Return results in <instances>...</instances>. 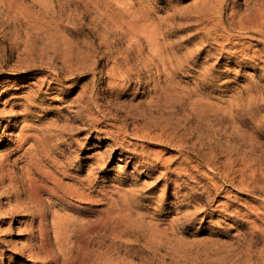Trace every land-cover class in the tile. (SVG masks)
<instances>
[{
  "label": "rangeland",
  "instance_id": "374dc122",
  "mask_svg": "<svg viewBox=\"0 0 264 264\" xmlns=\"http://www.w3.org/2000/svg\"><path fill=\"white\" fill-rule=\"evenodd\" d=\"M257 6L0 0V264H53L41 240L57 264H264V39L228 28ZM51 129L62 182L89 175L90 200L43 193L38 214L34 143L14 149Z\"/></svg>",
  "mask_w": 264,
  "mask_h": 264
},
{
  "label": "bare ground",
  "instance_id": "6f19581e",
  "mask_svg": "<svg viewBox=\"0 0 264 264\" xmlns=\"http://www.w3.org/2000/svg\"><path fill=\"white\" fill-rule=\"evenodd\" d=\"M262 4V3H261ZM258 7V6H257ZM45 6H44V10H45ZM42 9V8H41ZM48 9V8H47ZM46 9V10H47ZM133 16V15H132ZM221 16V15H220ZM222 17V16H221ZM133 18V17H131ZM140 18V17H139ZM44 19V18H43ZM135 19V18H134ZM130 20L128 22H126V25L128 26V30L131 32H137L139 31V29L142 27L140 25V21L138 20ZM136 19H138L136 17ZM40 20V19H39ZM144 20V19H143ZM41 21V20H40ZM48 22V21H47ZM228 28H230L231 30H235L238 33H252L253 35H257L256 38L257 40H261L264 39V7H258L257 9H254L250 14H248V16L244 19H239V20H234L232 19V21H230V23L228 24ZM127 31V30H126ZM252 35V36H253ZM227 51V50H226ZM227 53L229 54H235L232 53L231 51H227ZM255 58H257L258 60H260V57L258 55L254 56ZM239 60H244L247 61V66H255L257 67V63L255 62L254 58H248L246 57V55L244 53H242L240 55V59ZM28 107V106H27ZM27 110V109H26ZM55 128V127H54ZM40 129V128H39ZM62 129V128H61ZM60 129V130H61ZM66 129V128H65ZM56 130H46V132L44 134H42L43 136H38V135H30V134H26V135H19L18 139V144L17 149H14L16 151H20L23 149V145L25 142H27L29 139H31L34 143L33 146H35V148L37 149H33V146H30L29 149H25L24 153L28 154L29 156V160L30 163L26 164L24 168H21L23 171V175H26L27 180L24 182L23 186H24V191L26 192L27 195L25 196H29V201L34 205L36 212H38V214H40L42 212V210L44 208H42L41 203L42 201V194L43 193H47L49 196L55 198L57 201L60 202H67L70 203L71 201H74L75 203H88L90 200V195L89 193H84L83 191H81V188H84V185H89L90 184V176L87 175L85 178L83 179H78L76 182L79 184V186L76 185H72L73 183H71V185H67L64 184L62 181L63 179H65V177H63L64 175L61 174L63 173V168L64 165H62V163H59L58 161H56L55 159H50V152H52L54 149H47L49 147L46 146V142L48 139H58V135L55 134ZM62 132V131H61ZM21 133V132H20ZM35 133V132H34ZM41 134V133H40ZM17 143V142H16ZM31 144V143H30ZM27 146V145H26ZM29 147V146H28ZM12 150V149H11ZM23 151V150H22ZM5 153V152H4ZM1 157L2 162L5 161V159L9 156L7 155V153L4 154ZM58 153V152H57ZM19 154V153H18ZM59 155L63 156L61 152L58 153ZM11 155V154H10ZM1 156V155H0ZM52 157V156H51ZM55 158V157H54ZM27 161V160H26ZM51 162L49 165L52 168V171L47 170L49 172L46 171V175L47 178L46 179H39L35 178L31 175H33V172H38L39 170L42 171V168L45 167V162ZM61 162V161H60ZM48 163V162H47ZM2 163H0L1 165ZM48 165V164H47ZM46 165V167H48ZM68 165V164H67ZM22 166V165H21ZM66 166V165H65ZM67 168V166H66ZM44 169V168H43ZM63 170V171H62ZM36 172V173H37ZM41 173V172H40ZM42 173L44 174V172L42 171ZM67 173V172H66ZM42 174V176H43ZM44 174V177H45ZM57 174L60 176L59 178L57 177ZM61 174V175H60ZM41 175V174H40ZM63 175V176H62ZM12 176V175H11ZM10 176L9 179H11L12 177ZM31 176V177H30ZM25 178V176H24ZM42 178V177H41ZM5 179V178H4ZM13 179V178H12ZM38 181H37V180ZM11 181V180H10ZM43 181H45L44 183H42ZM9 182V181H8ZM11 183V182H10ZM13 183V182H12ZM11 183V184H12ZM15 184V183H14ZM12 186V185H11ZM13 187V186H12ZM13 189V188H12ZM99 190V189H98ZM93 192V191H92ZM99 192V191H98ZM44 195V194H43ZM101 195V194H100ZM42 197V198H41ZM93 198V197H92ZM28 201V200H26ZM29 202V203H30ZM27 203V202H26ZM73 204V203H72ZM46 206V205H45ZM44 207V206H43ZM23 210V209H22ZM45 211V209H44ZM43 211V213H44ZM31 212V211H30ZM35 212V214H36ZM25 214V213H23ZM34 214V213H33ZM37 214V215H38ZM118 214V213H117ZM42 215V214H41ZM34 216V215H32ZM44 216V215H43ZM40 217V215H39ZM101 220V219H100ZM39 221V220H38ZM100 222V221H99ZM39 224L37 225L36 228H38L40 234L43 236L44 234V229L42 227V224H44V222H38ZM101 225V224H100ZM100 228V227H99ZM49 235V234H48ZM41 237V236H40ZM58 237V236H57ZM60 237V235H59ZM46 238V237H45ZM44 238V239H45ZM48 238V237H47ZM46 238V239H47ZM45 239V240H46ZM35 244V243H34ZM33 245V244H32ZM47 245V246H46ZM29 248V247H28ZM38 248L41 249L43 255L47 258H49L48 260H50L51 262H53V264H57L56 262L58 261V255L54 253V251H52L50 249V247L48 246V244L46 242H44L43 240H41L40 244L38 245ZM35 250V249H34ZM29 254L28 256V260L33 262V259H39L38 258V254L34 253L32 250V247H30L29 250ZM60 253V252H59ZM42 256V255H41ZM45 259V258H44ZM35 262V261H34ZM42 263V262H41ZM27 264V263H26Z\"/></svg>",
  "mask_w": 264,
  "mask_h": 264
}]
</instances>
